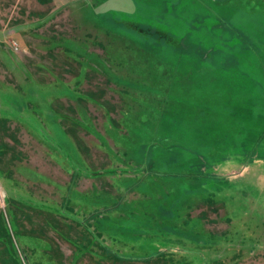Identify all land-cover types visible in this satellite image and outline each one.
I'll return each instance as SVG.
<instances>
[{
    "label": "rangeland",
    "instance_id": "1",
    "mask_svg": "<svg viewBox=\"0 0 264 264\" xmlns=\"http://www.w3.org/2000/svg\"><path fill=\"white\" fill-rule=\"evenodd\" d=\"M0 264H264V0H0Z\"/></svg>",
    "mask_w": 264,
    "mask_h": 264
},
{
    "label": "crops",
    "instance_id": "2",
    "mask_svg": "<svg viewBox=\"0 0 264 264\" xmlns=\"http://www.w3.org/2000/svg\"><path fill=\"white\" fill-rule=\"evenodd\" d=\"M253 2H254V1H253ZM159 13H160V12H157L156 14H159ZM225 88H226V90H224V91H225V92L227 91L226 93H228L230 90L232 91V87H231V85L228 84V83H226V87H225ZM225 88H224V89H225ZM233 90H234V89H233ZM201 102H202V103H205V104L207 103L206 100H205V96H204V98L201 100ZM228 102H230V101L227 100L226 103H228ZM204 108H205V107H204ZM205 109H206V108H205Z\"/></svg>",
    "mask_w": 264,
    "mask_h": 264
},
{
    "label": "trees",
    "instance_id": "3",
    "mask_svg": "<svg viewBox=\"0 0 264 264\" xmlns=\"http://www.w3.org/2000/svg\"><path fill=\"white\" fill-rule=\"evenodd\" d=\"M3 229V228H2ZM3 231V234L5 233V230H2Z\"/></svg>",
    "mask_w": 264,
    "mask_h": 264
}]
</instances>
